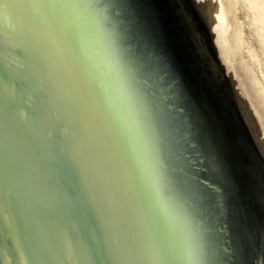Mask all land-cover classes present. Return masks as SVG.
I'll use <instances>...</instances> for the list:
<instances>
[{
	"label": "water",
	"instance_id": "water-1",
	"mask_svg": "<svg viewBox=\"0 0 264 264\" xmlns=\"http://www.w3.org/2000/svg\"><path fill=\"white\" fill-rule=\"evenodd\" d=\"M225 3L0 0V264H264Z\"/></svg>",
	"mask_w": 264,
	"mask_h": 264
},
{
	"label": "rangeland",
	"instance_id": "rangeland-1",
	"mask_svg": "<svg viewBox=\"0 0 264 264\" xmlns=\"http://www.w3.org/2000/svg\"><path fill=\"white\" fill-rule=\"evenodd\" d=\"M225 1V12L230 20L228 51L233 63L245 71L247 83L264 105V0ZM218 5L223 7L220 2ZM8 124L10 133L14 134L13 122L9 120Z\"/></svg>",
	"mask_w": 264,
	"mask_h": 264
},
{
	"label": "bare ground",
	"instance_id": "bare-ground-1",
	"mask_svg": "<svg viewBox=\"0 0 264 264\" xmlns=\"http://www.w3.org/2000/svg\"><path fill=\"white\" fill-rule=\"evenodd\" d=\"M5 9H6V5H4L3 7L0 8V17H1V15L4 16L3 13L5 12ZM218 16H219V15H218ZM0 20H1V19H0ZM5 20H6V21H9V25H10V22H11L10 16H9V19H8V17H7ZM0 26H1V24H0ZM4 26H5V24H4ZM4 26H3V27H4ZM232 43H233V42H232ZM235 44H236V43H235ZM236 52H237V51H236ZM237 54H239V53H237ZM238 60H239V59H238ZM261 67H262V66H261ZM247 68H249V67H247ZM244 70H245V69H244ZM249 71H250V68H249ZM249 71H248V72H249ZM252 75H253V74H252ZM255 78H256V77H255ZM253 80H254V79H253ZM255 81H256V80H255ZM252 83H253V82H252ZM257 84H258V82H257ZM259 85H260V84H259ZM118 89H119V86H118ZM108 90H109V89H108V87L106 86V88H105L106 93L108 92ZM254 91H255V90H254ZM254 91H253V92H254ZM261 91L263 92V89H261ZM262 95H263V93H262ZM262 99H263V98H262ZM122 104L124 105V102H123ZM142 157H143V156H142ZM142 157L139 159V162H140V163L142 164V166L144 167V162H143L144 159H143ZM145 168H147V165L145 166ZM140 175H142L141 172H140ZM145 177H146V176H145ZM145 177H144V178H145ZM5 209H7L6 206H5ZM157 211H158L159 216H160L161 213H163V210H162L161 208H159V207H158V210H157ZM18 247H19V246H18ZM20 254H21V251H20Z\"/></svg>",
	"mask_w": 264,
	"mask_h": 264
}]
</instances>
